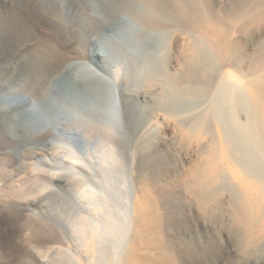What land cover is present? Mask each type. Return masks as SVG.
I'll return each mask as SVG.
<instances>
[{"label":"bare ground","instance_id":"6f19581e","mask_svg":"<svg viewBox=\"0 0 264 264\" xmlns=\"http://www.w3.org/2000/svg\"><path fill=\"white\" fill-rule=\"evenodd\" d=\"M25 1L0 0V43H30L20 56L0 58V158L28 145L63 146L70 161L52 177L49 196L84 182L70 204L86 221L73 232L46 200L38 205L48 221L4 217L0 264H48L72 246L93 253L95 264L109 255L112 264H185L166 220L196 212L206 221L225 204L241 252L250 254L252 237L240 230L252 226L253 250L264 252L255 246L257 228L264 232V0H36L53 10L58 37H70L66 53L29 35ZM254 29L262 37L249 55L234 35ZM176 33L188 38L175 58ZM86 51L97 69L79 59ZM162 126L180 157L156 146ZM120 155L126 168H118ZM181 155L192 158L186 167ZM161 169H184L183 192L171 180L157 187Z\"/></svg>","mask_w":264,"mask_h":264},{"label":"rangeland","instance_id":"374dc122","mask_svg":"<svg viewBox=\"0 0 264 264\" xmlns=\"http://www.w3.org/2000/svg\"><path fill=\"white\" fill-rule=\"evenodd\" d=\"M223 1L224 0L219 2V5H222ZM225 1L227 2L228 0ZM24 6L28 8H26V14H28L27 23L30 27L29 35L37 40L42 39L55 41L59 44L61 50L66 53L70 37L68 36V34H64V31L60 35V37H58V28H56L55 26L56 20L52 12L53 10L42 8L36 2V0H33V2L32 0H27L22 5V7ZM15 8L16 6L11 8L9 13L12 12V14H14V11L12 10H14ZM218 8L219 7L217 6L216 10H219ZM103 18L105 17H102L101 19ZM195 31V29L191 30L192 33H195ZM248 36L252 37L248 38ZM234 37L239 42H241L243 47H246L247 53H249L250 55L252 53L251 51L253 50V45L256 46L258 44V41L262 37V34L258 33V31L254 29L250 34L245 35L237 33L236 35H234ZM187 38L188 36L186 34H175L174 44L177 45L176 47L174 45L173 50L175 58L179 55L180 48L178 45H180V41H185ZM6 39H1L2 41L0 43V58L2 57L5 59H9L20 56L22 54V51H26L27 45L30 44L28 42L23 43L19 40L14 41L13 39ZM34 41H32V43H34ZM251 42H253L254 44ZM79 59L90 62L89 64L97 69L96 60L93 59V56L90 57L89 52H83L79 56ZM84 82L85 83L83 85L86 88L91 85V79H87V81ZM137 91L142 94H145V92H147L145 86L143 87V89ZM162 127L160 132L162 133V131L164 130V132L162 133L163 136H161L162 134L160 133L156 146H161L160 148L162 149L169 148L173 153L176 152V145L169 135L173 134L172 130L170 128H166L165 130V126ZM38 145H28L20 149L9 150L10 154L8 156L5 155L2 156L3 158H0V221H5L6 219L4 217H12L16 221L23 222L41 221L42 223L43 220L48 221L46 219V207L44 205H38L39 201L42 200L43 202H45L44 200H46V202H49L50 204L52 203L51 211L54 217L60 219L61 221H70L69 223L70 225L72 224V231L75 232L76 230L74 231V229L77 228L78 223H80V221L86 220H83V218L77 216L72 211L70 200L78 199L80 196H82V194L85 192V189H83V185L85 187L86 185L84 182L82 183L80 181H77L82 183L81 185L77 182H75V184L73 181V183L71 184L72 186L65 189L60 195L49 196V194L53 190L51 184L53 182L54 175L64 172L67 168L66 164L70 161V159L69 157H67V150L64 149L63 146L61 147V149H56V147H54V145L52 144H49L47 146L43 144ZM174 154L175 156H177L176 158L180 157V155H177L178 151ZM181 154L183 155V153ZM124 157L125 156L122 155L119 156L121 163L118 168H126L125 166L127 158ZM188 157H185V159L182 156L184 164L186 163L185 167L192 159L191 157ZM222 166L224 172H226L227 176L230 178L227 163L223 162ZM159 171L163 172L155 174L152 178L154 181H157V187L164 186L165 183H168V181L171 180L176 185L178 191L183 192V187L181 185V176L184 173V169H180V172L177 176H172L171 171L168 169H161ZM135 174L137 173L133 172V175L135 177H133L132 175V178L134 179L136 178ZM230 180L236 186V188L239 189V191L242 190V186H240L235 179L230 178ZM74 185H77L75 189H73ZM71 188L73 191L71 190ZM156 190L158 191L159 189ZM135 194L136 195L134 197V200L137 199V194L139 195V192H135ZM179 194L185 196L184 193ZM61 196H63L64 198ZM229 197V193L225 192L223 195L220 194V198L222 200L228 201ZM47 198L49 200H47ZM164 202L165 200L163 199V203ZM27 203H36V206L33 209L34 211L36 210L35 213L25 210V206ZM135 212L136 216H138L139 209L136 208ZM232 219V209L229 204H225L221 210L216 211L215 217L212 218V216H209L206 221H198L196 212H193V214H183V216L179 218H174L171 220L168 219L166 221H171V223H167L169 225L171 224L169 227H167L169 243L176 250H178V253L181 254L183 262L185 264H264V252L258 251L256 247L253 250V226L248 229V231L244 229L240 230L241 237H245L246 234H249V231L250 236L252 237V242L250 243V254H243L240 250L242 244L237 242L236 240V232L231 224ZM255 237L259 239L255 246H259L260 244L264 245V232H262L259 228H257L255 232ZM176 238H179V240H177ZM75 248V246L71 247L70 254L58 253L51 256L48 259V264H95V257L93 253L85 252L84 250L77 248L75 250ZM141 251L144 254L146 251L145 247L144 249L142 248ZM58 255L60 259L55 258L58 257ZM106 261L107 264H112L111 255L107 257Z\"/></svg>","mask_w":264,"mask_h":264}]
</instances>
